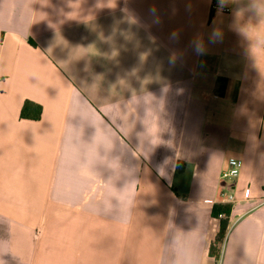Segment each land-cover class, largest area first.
<instances>
[{
	"label": "crops",
	"instance_id": "1",
	"mask_svg": "<svg viewBox=\"0 0 264 264\" xmlns=\"http://www.w3.org/2000/svg\"><path fill=\"white\" fill-rule=\"evenodd\" d=\"M223 189L264 264V0H0V264H218Z\"/></svg>",
	"mask_w": 264,
	"mask_h": 264
},
{
	"label": "trees",
	"instance_id": "2",
	"mask_svg": "<svg viewBox=\"0 0 264 264\" xmlns=\"http://www.w3.org/2000/svg\"><path fill=\"white\" fill-rule=\"evenodd\" d=\"M42 114V106L32 100H26L21 109V117L29 119H39ZM233 208V203H214L212 215L220 219L219 229L210 245V255L216 260L220 259L223 245L230 228L229 217ZM220 213L225 216L220 217Z\"/></svg>",
	"mask_w": 264,
	"mask_h": 264
},
{
	"label": "built area",
	"instance_id": "3",
	"mask_svg": "<svg viewBox=\"0 0 264 264\" xmlns=\"http://www.w3.org/2000/svg\"><path fill=\"white\" fill-rule=\"evenodd\" d=\"M241 167V160L237 159L235 157H230L228 159V167L222 172L221 174V179L226 182V185L223 187L224 189L230 188V184L228 181H231L235 179L239 175ZM223 189V192L221 193L222 203H233L235 200L234 194L233 193H225V190ZM220 217L225 216L223 213H220ZM221 258V257H220ZM220 259L217 261L219 264Z\"/></svg>",
	"mask_w": 264,
	"mask_h": 264
},
{
	"label": "water",
	"instance_id": "4",
	"mask_svg": "<svg viewBox=\"0 0 264 264\" xmlns=\"http://www.w3.org/2000/svg\"><path fill=\"white\" fill-rule=\"evenodd\" d=\"M226 185L225 181H222V187H224Z\"/></svg>",
	"mask_w": 264,
	"mask_h": 264
},
{
	"label": "rangeland",
	"instance_id": "5",
	"mask_svg": "<svg viewBox=\"0 0 264 264\" xmlns=\"http://www.w3.org/2000/svg\"><path fill=\"white\" fill-rule=\"evenodd\" d=\"M229 182V181H228Z\"/></svg>",
	"mask_w": 264,
	"mask_h": 264
}]
</instances>
